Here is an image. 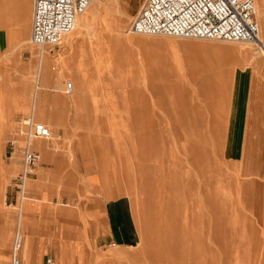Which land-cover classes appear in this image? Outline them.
I'll return each instance as SVG.
<instances>
[{
  "label": "rangeland",
  "instance_id": "obj_1",
  "mask_svg": "<svg viewBox=\"0 0 264 264\" xmlns=\"http://www.w3.org/2000/svg\"><path fill=\"white\" fill-rule=\"evenodd\" d=\"M141 3L119 1V32L98 22L47 53L30 42L31 2L0 0V118L22 107L0 135V264L17 224L7 198L19 154L8 158L5 140L32 111L34 84L44 120L34 118L52 135L39 163L52 169L36 167L27 180L23 214L40 192L27 227L44 240L43 264L54 262L56 245L66 252L63 264H264V174H246L239 160L246 91L264 74V43L131 34ZM116 197L137 231L131 247L86 235V200Z\"/></svg>",
  "mask_w": 264,
  "mask_h": 264
},
{
  "label": "built area",
  "instance_id": "obj_2",
  "mask_svg": "<svg viewBox=\"0 0 264 264\" xmlns=\"http://www.w3.org/2000/svg\"><path fill=\"white\" fill-rule=\"evenodd\" d=\"M31 2L30 42L42 52L59 47V40L92 0H29ZM104 1V0H98ZM128 32L139 35L174 36L182 39L247 42L259 48V26L253 0H142ZM72 86L65 82L64 93ZM50 132L32 112L22 116L8 134V158L18 153V171L10 183L8 206H20L27 197L26 181L39 163L34 140H47ZM19 239L11 241L7 264H20ZM46 258L45 264H51Z\"/></svg>",
  "mask_w": 264,
  "mask_h": 264
},
{
  "label": "crops",
  "instance_id": "obj_3",
  "mask_svg": "<svg viewBox=\"0 0 264 264\" xmlns=\"http://www.w3.org/2000/svg\"><path fill=\"white\" fill-rule=\"evenodd\" d=\"M245 103L244 116L241 122L240 169L246 174H253L256 171L264 174V74L253 76L249 82ZM37 168L52 169L41 163H38ZM31 194L37 198L30 197L31 202L26 205L25 227L28 230L25 231L26 236L23 237L22 232L19 236L18 254L20 264H43L44 240L40 242L39 237H37L36 241L34 230L31 231L27 227L31 222L30 219L34 218V213L41 209L42 205L39 201L42 194L38 191ZM83 219L86 235L88 233L94 235L95 232V240L100 245L131 247L137 239V231L132 223L127 205L124 199L120 197L109 198L98 204L87 199ZM49 221L47 219L48 223ZM40 235L42 236V230L39 229L37 236ZM50 243L55 245L54 237L51 238ZM56 251L57 255L52 264H63L66 259L64 247L57 248L56 245Z\"/></svg>",
  "mask_w": 264,
  "mask_h": 264
},
{
  "label": "bare ground",
  "instance_id": "obj_4",
  "mask_svg": "<svg viewBox=\"0 0 264 264\" xmlns=\"http://www.w3.org/2000/svg\"><path fill=\"white\" fill-rule=\"evenodd\" d=\"M119 1L120 0H104V1L92 0V1H90L88 3V5L86 6V8L84 9V11L81 14L75 16L71 28L69 30L65 31L64 34L62 35V37L60 38L59 46L62 48V50L65 49L67 47V45H69V43L73 40L75 32H77V31L82 32V33L83 32H85V33L89 32L90 31L89 29L91 27H93L94 25H96V23H98V22L110 23L113 26L114 31L119 32L121 27H122V20L120 19V14H119ZM99 2H104V5H100ZM261 3H262V0H253V4H254V8H255V18H256V21H257L258 26H259V41L261 40L264 43V7L262 6ZM125 18L127 19L128 16L125 15ZM18 20H19L18 25H17L18 31H19L18 32V34H19L18 40H19V43H24L26 38L28 37V32L26 30H24L25 29L24 19L19 18ZM94 34H93V32L91 33V35L95 36ZM137 35H139V34H137ZM171 37H174V36H171ZM174 38H179V37H174ZM237 43H245V44H248L249 46L253 45V44H250L247 42H235V44H237ZM260 48H261V52L264 55V45H262ZM69 55H70L69 51L63 52L62 58L68 57ZM42 65H43V60L40 56L39 61H38V67L36 68L35 81H34L35 83L37 81H39V77L41 76V74L43 72ZM0 78L1 79L3 78L2 75H0ZM50 83H51V74H46L45 84L49 85ZM38 90H39V85L34 84V87H33V98H34L33 102L34 103L32 106L33 112L32 111L31 112L33 113V115H35V117H37L38 120L43 121L44 120V113L42 111L40 112L39 109L36 107ZM72 91H73V87H72ZM72 91H71V93H72ZM71 100L74 103H77L78 97H74ZM21 108L22 107H18L17 109L13 110V112H15L17 114L18 112H16V111L21 109ZM13 112H10V116L6 115V116H3L0 118V135H2L4 129L7 127V125L11 124V126H12L13 123H12L11 115L13 114ZM9 121H11V123H9ZM51 136L52 135L50 132V136L47 140H49L51 138ZM33 146L39 151V155L42 156L43 159L48 157L47 156L48 153L46 152V148H45L46 146H48V143L46 140H34ZM48 151H49V149H48ZM39 160H40V158H39ZM26 183H27V181H26ZM25 187H26V185H25ZM27 199H28V196L24 200H22L19 207L18 206L14 207V206L10 205L14 209H16V212H17V216H16L17 217V220H16L17 224H16V231H15L14 237H17L18 239H19L21 230H23V228L25 227V216L23 214V204L25 203V201ZM4 257L5 256L1 251L0 263H2V258H4Z\"/></svg>",
  "mask_w": 264,
  "mask_h": 264
}]
</instances>
